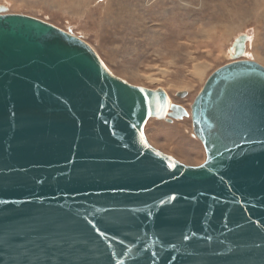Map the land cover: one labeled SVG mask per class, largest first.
<instances>
[{
    "label": "water",
    "instance_id": "water-1",
    "mask_svg": "<svg viewBox=\"0 0 264 264\" xmlns=\"http://www.w3.org/2000/svg\"><path fill=\"white\" fill-rule=\"evenodd\" d=\"M247 40L189 113L0 6V264H264V66L242 60ZM190 116L199 167L145 135Z\"/></svg>",
    "mask_w": 264,
    "mask_h": 264
},
{
    "label": "rangeland",
    "instance_id": "rangeland-1",
    "mask_svg": "<svg viewBox=\"0 0 264 264\" xmlns=\"http://www.w3.org/2000/svg\"><path fill=\"white\" fill-rule=\"evenodd\" d=\"M260 1L256 11L254 0H0V6L8 14L38 18L78 36L117 77L165 90L173 104L191 113L209 77L234 61L240 36L248 37L242 60L264 66ZM180 92L187 96L179 98ZM145 135L151 146L182 164L206 162L191 116L173 122L150 119Z\"/></svg>",
    "mask_w": 264,
    "mask_h": 264
},
{
    "label": "bare ground",
    "instance_id": "bare-ground-1",
    "mask_svg": "<svg viewBox=\"0 0 264 264\" xmlns=\"http://www.w3.org/2000/svg\"><path fill=\"white\" fill-rule=\"evenodd\" d=\"M254 1H255V7H254V6H253V7H254V9H255L254 11H256L257 8L259 9V5H260V4L262 5L263 3H262L260 0H254ZM253 5H254V4H253ZM123 12H124V11H123ZM127 12H128V11H127ZM263 13H264V12H263ZM128 15H129V14H128ZM128 15H127V16H128ZM131 15H132V13H131ZM131 15H129L128 18H131ZM113 16H114V15H113ZM263 16H264V15H263ZM125 18H126V16H125ZM132 18L134 19V15H132ZM126 19H127V18H126ZM119 20H120V19H119ZM128 21H129V20H128ZM247 43H248V41L246 42V50H245V52H244V55L247 54ZM199 69H200V68H199ZM195 71H196V70H195ZM200 72H202V70H200ZM196 73H197V71H196ZM198 73H199V72H198ZM205 84H206V83H205ZM171 101H172V100H171ZM189 113H190V112H189Z\"/></svg>",
    "mask_w": 264,
    "mask_h": 264
}]
</instances>
